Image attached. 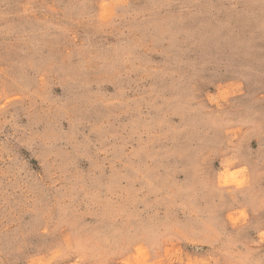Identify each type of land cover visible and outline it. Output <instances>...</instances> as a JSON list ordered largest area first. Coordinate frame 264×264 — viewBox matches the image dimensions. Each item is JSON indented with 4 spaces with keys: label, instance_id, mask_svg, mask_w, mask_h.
Here are the masks:
<instances>
[{
    "label": "rangeland",
    "instance_id": "rangeland-1",
    "mask_svg": "<svg viewBox=\"0 0 264 264\" xmlns=\"http://www.w3.org/2000/svg\"><path fill=\"white\" fill-rule=\"evenodd\" d=\"M133 254L264 264V0H0V264Z\"/></svg>",
    "mask_w": 264,
    "mask_h": 264
},
{
    "label": "crops",
    "instance_id": "crops-1",
    "mask_svg": "<svg viewBox=\"0 0 264 264\" xmlns=\"http://www.w3.org/2000/svg\"><path fill=\"white\" fill-rule=\"evenodd\" d=\"M142 258H143V256H138L135 254H133V256H132V260L135 261V264H136L137 260H138L139 264H151V263H157L158 262V259L155 257L152 258V256L149 258L148 263L143 262Z\"/></svg>",
    "mask_w": 264,
    "mask_h": 264
}]
</instances>
